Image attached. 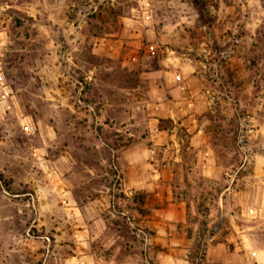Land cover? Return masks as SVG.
Returning a JSON list of instances; mask_svg holds the SVG:
<instances>
[{"label": "rangeland", "instance_id": "rangeland-1", "mask_svg": "<svg viewBox=\"0 0 264 264\" xmlns=\"http://www.w3.org/2000/svg\"><path fill=\"white\" fill-rule=\"evenodd\" d=\"M257 250L264 0H0V264Z\"/></svg>", "mask_w": 264, "mask_h": 264}, {"label": "crops", "instance_id": "crops-1", "mask_svg": "<svg viewBox=\"0 0 264 264\" xmlns=\"http://www.w3.org/2000/svg\"><path fill=\"white\" fill-rule=\"evenodd\" d=\"M253 256L255 259L254 261H257L258 264L262 263L264 264V250H257L253 252Z\"/></svg>", "mask_w": 264, "mask_h": 264}, {"label": "water", "instance_id": "water-1", "mask_svg": "<svg viewBox=\"0 0 264 264\" xmlns=\"http://www.w3.org/2000/svg\"><path fill=\"white\" fill-rule=\"evenodd\" d=\"M222 222H223V216H221L219 222L215 225V227H214L215 231H218V229L220 228V225L222 224Z\"/></svg>", "mask_w": 264, "mask_h": 264}]
</instances>
